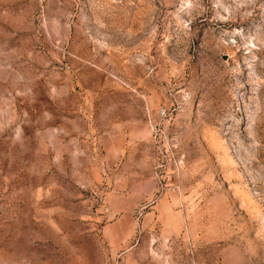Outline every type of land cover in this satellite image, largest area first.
Listing matches in <instances>:
<instances>
[{
  "label": "rangeland",
  "instance_id": "1",
  "mask_svg": "<svg viewBox=\"0 0 264 264\" xmlns=\"http://www.w3.org/2000/svg\"><path fill=\"white\" fill-rule=\"evenodd\" d=\"M0 264H264V0H0Z\"/></svg>",
  "mask_w": 264,
  "mask_h": 264
}]
</instances>
